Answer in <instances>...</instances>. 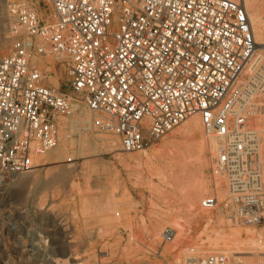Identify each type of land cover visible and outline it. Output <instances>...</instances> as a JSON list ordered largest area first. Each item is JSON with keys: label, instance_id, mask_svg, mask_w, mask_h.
<instances>
[{"label": "built area", "instance_id": "built-area-1", "mask_svg": "<svg viewBox=\"0 0 264 264\" xmlns=\"http://www.w3.org/2000/svg\"><path fill=\"white\" fill-rule=\"evenodd\" d=\"M42 2L51 8V20L34 1L8 6L12 47L0 53V172L34 171L35 161L60 145L62 119L80 103L92 129L115 136L127 152L146 151L198 117L214 144L213 178L223 180L225 191L220 197L215 186L200 209L260 230L264 238V132L256 123L264 118V57L256 55L245 2ZM50 57L69 72V89L49 83ZM58 212L49 228L29 223L18 235L26 251L40 255V264H80L73 256L58 257L55 239L69 232ZM129 235L139 247L138 264H175L176 251L166 250L176 238L173 228L159 239ZM183 264L238 263L190 244Z\"/></svg>", "mask_w": 264, "mask_h": 264}, {"label": "rangeland", "instance_id": "rangeland-1", "mask_svg": "<svg viewBox=\"0 0 264 264\" xmlns=\"http://www.w3.org/2000/svg\"><path fill=\"white\" fill-rule=\"evenodd\" d=\"M31 1L45 20H51V8L42 0H0V43L5 45L1 54L12 47L8 6ZM248 3L249 14L257 13L264 26V0ZM262 25L259 41L264 44ZM256 49V55L264 56V46ZM45 63L52 72L49 83L69 89L67 69L59 68L52 57ZM195 119L200 128L184 130ZM90 121L80 103L72 117L62 119V139L49 152L50 159L39 157L29 174L0 172V228L5 229L0 234V264H40L35 261L40 255L26 251L18 234L29 223L42 222L49 228L57 211L69 230L55 239L63 261L73 256L80 264H112L130 258L138 264L139 247L125 238V232L136 239H159L171 227L176 238L166 250L176 251L175 264H183V250L190 244L227 254L238 264L264 263L262 231L232 225L223 215L200 209L201 200L215 186L220 197L225 191L223 180L213 178L211 141L198 117L187 119L143 152L123 150L115 136L94 131ZM106 199L110 205L101 212L99 203ZM10 228L12 235H7Z\"/></svg>", "mask_w": 264, "mask_h": 264}, {"label": "bare ground", "instance_id": "bare-ground-1", "mask_svg": "<svg viewBox=\"0 0 264 264\" xmlns=\"http://www.w3.org/2000/svg\"><path fill=\"white\" fill-rule=\"evenodd\" d=\"M235 1H241V2H245V5H246V7H247V9H248V6H249V3H248V0H235ZM11 16V15H10ZM250 18H251V21H252V25H253V29H254V34H255V39H256V44H257V47H259V46H264V44H262V43H260V38H261V36H262V34H263V29H262V27H261V17L257 14V13H251L250 14ZM263 26V25H262ZM264 27V26H263ZM260 40V41H259ZM4 47L5 45L3 44V43H0V47ZM256 47V48H257ZM259 49H257V51H258ZM258 56V55H257ZM260 57H262L263 55H259ZM264 57V56H263ZM65 69V68H64ZM63 69V70H64ZM66 70V69H65ZM64 70V71H65ZM64 73V72H63ZM259 120V119H258ZM257 120V121H258ZM84 122H85V120H84ZM257 123V122H256ZM257 127L258 128H260V130L262 131V132H264V119H260L259 121H258V124H257ZM200 128V126H199V123H198V120H192L191 122H189L188 124H186L185 126H184V130H190V131H192V130H198ZM198 133H200L199 131H197ZM203 132H204V130H203ZM209 140V139H208ZM111 141V140H110ZM110 141H108L109 143H110ZM111 142H113V141H111ZM209 143H210V141H209ZM108 144V143H107ZM111 144V143H110ZM113 144L114 143H112V145H111V147H114L113 146ZM211 145H210V149H211V154H212V151H213V149H214V144H212V143H210ZM115 145V144H114ZM108 146V145H107ZM116 147V146H115ZM113 149V148H112ZM53 151V150H52ZM51 154L49 153H47L46 154V157L45 158H49V156H50ZM50 159V158H49ZM107 199H109V198H107ZM106 199V201L104 200V201H101V202H103V203H99V207H98V210L99 211H104V210H106L108 207H109V203H108V201L109 200H107ZM98 204V203H97Z\"/></svg>", "mask_w": 264, "mask_h": 264}]
</instances>
